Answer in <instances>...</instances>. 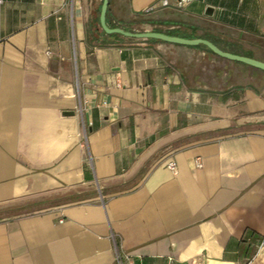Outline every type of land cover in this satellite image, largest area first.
I'll return each instance as SVG.
<instances>
[{
	"label": "crops",
	"instance_id": "obj_1",
	"mask_svg": "<svg viewBox=\"0 0 264 264\" xmlns=\"http://www.w3.org/2000/svg\"><path fill=\"white\" fill-rule=\"evenodd\" d=\"M102 1L0 0V264H264V71ZM106 23L264 63V0Z\"/></svg>",
	"mask_w": 264,
	"mask_h": 264
},
{
	"label": "water",
	"instance_id": "obj_2",
	"mask_svg": "<svg viewBox=\"0 0 264 264\" xmlns=\"http://www.w3.org/2000/svg\"><path fill=\"white\" fill-rule=\"evenodd\" d=\"M109 5V0H103L101 9H100V16H99V23L102 31L107 34V35H120L125 38H130V39H154V40H159L167 43H172V44H180V45H186V46H197V45H203L210 51H212L214 54L218 55L219 57L241 62L247 65H250L252 67L261 69L264 71V63L246 58V57H241L237 55H232L227 52H223L220 49H218L215 45H213L211 42L203 39H183L175 36H169L163 33H157V32H142V33H135V32H130L123 30L121 28H110L108 27L106 23V12L107 8Z\"/></svg>",
	"mask_w": 264,
	"mask_h": 264
},
{
	"label": "built area",
	"instance_id": "obj_3",
	"mask_svg": "<svg viewBox=\"0 0 264 264\" xmlns=\"http://www.w3.org/2000/svg\"><path fill=\"white\" fill-rule=\"evenodd\" d=\"M196 0H159V4L163 8H174L178 10H183L187 5L191 4ZM167 169L172 172L176 171V163L173 160H170L167 163ZM196 166L201 167V163L197 160ZM62 223V221H59ZM264 242L262 240L261 244ZM115 264H135L128 255L117 252L115 255Z\"/></svg>",
	"mask_w": 264,
	"mask_h": 264
},
{
	"label": "trees",
	"instance_id": "obj_4",
	"mask_svg": "<svg viewBox=\"0 0 264 264\" xmlns=\"http://www.w3.org/2000/svg\"><path fill=\"white\" fill-rule=\"evenodd\" d=\"M110 36H118V35H116V34H113V35H110Z\"/></svg>",
	"mask_w": 264,
	"mask_h": 264
}]
</instances>
